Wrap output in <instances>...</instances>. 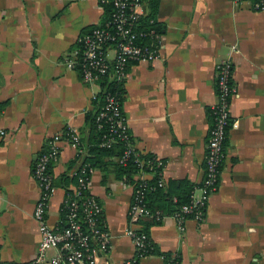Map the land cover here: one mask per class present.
<instances>
[{"label":"crops","instance_id":"obj_1","mask_svg":"<svg viewBox=\"0 0 264 264\" xmlns=\"http://www.w3.org/2000/svg\"><path fill=\"white\" fill-rule=\"evenodd\" d=\"M157 2L159 56L129 65L122 110L134 146L163 161L164 181L199 184L204 177L220 61L231 63L236 91L222 172L204 219L187 220L181 233L168 215L149 227L150 236L160 251L177 255L180 264H264V10H255L251 0ZM103 21L100 0H0L3 262L25 263L39 251L41 236L33 217L39 186L32 167L51 136L65 128L81 138L85 134V112L100 85L85 83L63 61L80 34ZM59 149L51 168L54 179L68 171L78 154L66 140ZM90 192L102 205L109 234L110 247L99 264H122L134 252L125 233L132 186L112 172L104 177L95 167ZM63 199L64 189L55 187L46 211L50 226L60 220ZM56 254V249L46 250L45 260ZM139 264H163V258L145 256Z\"/></svg>","mask_w":264,"mask_h":264},{"label":"built area","instance_id":"obj_2","mask_svg":"<svg viewBox=\"0 0 264 264\" xmlns=\"http://www.w3.org/2000/svg\"><path fill=\"white\" fill-rule=\"evenodd\" d=\"M231 1L238 4L245 0ZM100 3L103 8L106 4L111 5L108 19L104 24L96 25L89 31L80 34L77 38V47L63 61L66 69H77L81 79L90 85L99 84L108 76L113 77L116 81H124L131 63L142 60L151 62L159 56L160 52V34L156 28L152 25L147 29L140 27V19L145 12L142 0H100ZM251 4L257 11L264 10V0H257ZM152 22L154 21H149L150 24ZM140 39H146V41L139 43ZM215 88L216 101L211 107L212 124L206 141L204 177L199 185L194 187L191 202L182 205L180 211L172 215L181 233L185 229L184 225L187 220L192 219L200 223L204 219L207 202L218 188L225 155V143L231 125V100L236 91L232 82V66L229 61L223 60L217 64ZM105 101L106 109L111 113L110 118H113V131L124 132L127 127L126 118L122 115L115 95L108 93ZM103 115L105 112H101L99 117ZM5 134L6 131L0 128V138H3ZM79 138V134L71 130L66 133V136L64 132L58 133L48 138L39 150L32 170V176L39 186V195L33 210V217L38 224L41 236L39 251L35 257L25 263H8L0 259V264H83L86 260L87 264H99L103 257L102 254L108 252L110 247L108 230H102L96 226L97 216L102 210V206L90 192V179L93 170L88 168V164L82 165L76 172L77 182L74 191L77 195H80L82 191L87 193L82 205L91 235L82 233L80 224L75 217L74 202H71L69 198L63 199V203L68 208L65 226H50L47 222L48 200L54 190L51 183L52 177L47 169L48 165L58 159L59 142L62 140L68 141L79 153ZM128 153L129 150H126L124 155L127 156ZM155 161L156 165L161 167V181H164V163L157 156ZM88 169L90 174L87 172ZM152 173L144 172L138 177L147 179L152 176ZM141 196V189L132 193L128 209V226L125 233L132 240L134 252L122 264H139L142 257L138 258L135 254L145 248V235L135 232L138 217L149 213V210L141 204ZM183 213H191L192 216L188 218ZM90 239L97 245L90 246L88 243ZM48 249H56L57 254L46 261L44 253ZM162 258L163 264H180L174 253L167 259Z\"/></svg>","mask_w":264,"mask_h":264},{"label":"trees","instance_id":"obj_3","mask_svg":"<svg viewBox=\"0 0 264 264\" xmlns=\"http://www.w3.org/2000/svg\"><path fill=\"white\" fill-rule=\"evenodd\" d=\"M145 1L146 12L140 19V27L142 29H147L151 25L154 27L156 25L158 29H161V26L156 22L154 17L158 6L157 0ZM256 1L257 0H251L252 3ZM142 2H144V0H142ZM110 10L111 5L106 4L104 6V21L102 24L108 19ZM150 20L154 22L150 24ZM145 41L146 39H140L138 42L143 43ZM99 85V92L92 98L91 107L85 112L83 127L85 134L82 138H79L78 145L80 152L70 161L67 169L68 171L60 175L58 179H54L51 170L52 163L48 165L47 169L52 177V186L54 188H63L64 198H69L71 202H74L75 217L80 224L82 233L85 235H91L82 205L84 196L87 195V193L82 191L80 195H77L74 191L77 182L76 172H78L82 165L88 164V168L92 170L95 167L100 168L104 173V177L107 176L108 172H112L115 179L121 180L124 184L132 186V193L137 189H141V204L149 210V213L138 217L137 222H140V226L136 228L135 232L139 235H145V248L136 252L135 255H137L138 258L158 255L167 259L173 255V253L159 250L157 244L150 236L149 227L161 223L165 216H172L174 213L179 212L182 205L189 204L191 202L192 191L194 187L199 184L192 183L187 179L169 182L161 181V167L156 165L155 154L143 153L134 146L135 140L128 126L124 132L120 130L113 131V118H110L111 113L106 109L105 98L108 93L115 95L122 115L125 117L122 110L124 92L123 81H116L113 77L108 76L103 81L101 80ZM101 112H105V115L99 117ZM209 113L210 117H212L211 110ZM63 131L66 136L69 129L65 128ZM126 150H129L127 156L124 155ZM33 169L34 165L32 167V170ZM72 170L73 173H71ZM87 172L88 174L91 173L89 169ZM144 172L153 173L150 178H139L138 175ZM103 182H105L104 179ZM67 214L68 208L62 202L60 205V220L57 224L58 227L65 226ZM183 215L188 218L192 216L191 213H183ZM96 226L102 230L107 229L103 217V208L97 216ZM88 243L90 246L97 245V243L91 239ZM176 260L179 262L178 257ZM83 264H87V260Z\"/></svg>","mask_w":264,"mask_h":264}]
</instances>
